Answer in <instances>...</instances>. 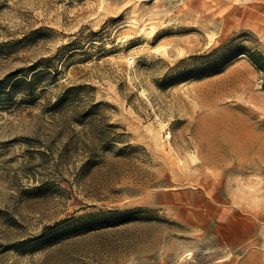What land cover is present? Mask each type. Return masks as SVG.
<instances>
[{
  "label": "rangeland",
  "instance_id": "rangeland-1",
  "mask_svg": "<svg viewBox=\"0 0 264 264\" xmlns=\"http://www.w3.org/2000/svg\"><path fill=\"white\" fill-rule=\"evenodd\" d=\"M253 53L264 0H0V264H172L197 188L264 192Z\"/></svg>",
  "mask_w": 264,
  "mask_h": 264
},
{
  "label": "crops",
  "instance_id": "crops-1",
  "mask_svg": "<svg viewBox=\"0 0 264 264\" xmlns=\"http://www.w3.org/2000/svg\"><path fill=\"white\" fill-rule=\"evenodd\" d=\"M235 189L212 184L194 191L191 243L172 264H264V192Z\"/></svg>",
  "mask_w": 264,
  "mask_h": 264
},
{
  "label": "trees",
  "instance_id": "trees-1",
  "mask_svg": "<svg viewBox=\"0 0 264 264\" xmlns=\"http://www.w3.org/2000/svg\"><path fill=\"white\" fill-rule=\"evenodd\" d=\"M259 53H253V54H250L249 55V59L253 62V64L260 70V71H262V72H264V56H261L262 58H263V64H260L258 61H257V59L255 58V56L256 55H258ZM219 71V68H215V69H213L212 70V73H217ZM182 77H183V79H189L188 77V75H182ZM114 128H115V126H114ZM84 228H88V227H83L82 229H84ZM83 231V230H82ZM48 237V236H47ZM47 237H46V232H44V233H41V234H39L36 238H35V240H34V243H35V245H41V244H43V243H45V241H46V239H47Z\"/></svg>",
  "mask_w": 264,
  "mask_h": 264
},
{
  "label": "bare ground",
  "instance_id": "bare-ground-1",
  "mask_svg": "<svg viewBox=\"0 0 264 264\" xmlns=\"http://www.w3.org/2000/svg\"><path fill=\"white\" fill-rule=\"evenodd\" d=\"M235 90H237V88H235Z\"/></svg>",
  "mask_w": 264,
  "mask_h": 264
}]
</instances>
